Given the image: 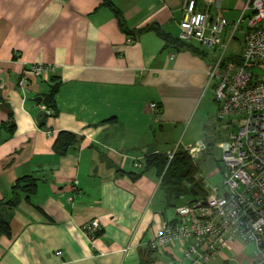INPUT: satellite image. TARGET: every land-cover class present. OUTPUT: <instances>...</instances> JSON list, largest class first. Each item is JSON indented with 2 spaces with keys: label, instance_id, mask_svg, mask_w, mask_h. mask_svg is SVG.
Returning a JSON list of instances; mask_svg holds the SVG:
<instances>
[{
  "label": "crops",
  "instance_id": "crops-1",
  "mask_svg": "<svg viewBox=\"0 0 264 264\" xmlns=\"http://www.w3.org/2000/svg\"><path fill=\"white\" fill-rule=\"evenodd\" d=\"M109 1L118 15L102 0H0V199L16 178H38L10 211L0 264H166L179 254L177 246L149 249L146 242L175 217V206L197 195H174L145 160L170 151L164 130L193 115L213 56L196 40L175 41L182 0ZM245 2L195 0L208 19L227 21L228 55L242 45L244 24L232 30L231 23L249 15ZM32 63L50 69L20 84ZM51 77L61 82L55 112L40 126L41 101L32 98L42 100ZM59 130L74 143L58 155L52 142ZM225 136L203 151L220 148ZM245 247L236 239L210 264H254Z\"/></svg>",
  "mask_w": 264,
  "mask_h": 264
},
{
  "label": "built area",
  "instance_id": "built-area-1",
  "mask_svg": "<svg viewBox=\"0 0 264 264\" xmlns=\"http://www.w3.org/2000/svg\"><path fill=\"white\" fill-rule=\"evenodd\" d=\"M243 8L249 15L243 17L241 12L231 23L232 30L244 24L242 45L237 55H228L231 34L222 36L227 25L223 16L213 14L208 19L195 0H182L177 38L196 40L213 56L206 80L217 105L215 118L228 129L219 143L221 157L215 169L222 174L220 183L210 186L201 178L205 193L175 206V217L146 242L149 249L178 247L179 254L166 264H208L236 239L253 246L254 264H264V0H246ZM48 69L41 63L27 64L19 83L25 84L28 75L43 76ZM148 107L156 116L157 104L149 102ZM40 109L51 115L46 106L40 104ZM175 148L167 152L168 158ZM204 148L200 141L183 147L192 160ZM90 227L97 229L96 218Z\"/></svg>",
  "mask_w": 264,
  "mask_h": 264
},
{
  "label": "trees",
  "instance_id": "trees-1",
  "mask_svg": "<svg viewBox=\"0 0 264 264\" xmlns=\"http://www.w3.org/2000/svg\"><path fill=\"white\" fill-rule=\"evenodd\" d=\"M102 3L111 7L116 15H118V12L113 8L109 0H102ZM175 41H179V43L184 42L178 38ZM50 79L51 83L49 84L48 93L43 96L41 104L50 109L51 115L53 116L55 112L54 95L61 82L56 77H51ZM46 116L48 115L44 114L42 116L38 125H43V120ZM73 143L74 136L70 132L59 130L56 132L52 142V149L59 155L64 153ZM145 161L146 167L151 165L157 167L158 172L161 173V180L174 191V195H178L181 192H188L190 190L189 186L196 178H199L201 181V177L198 175L199 170L197 165L189 157L186 150L178 145L170 158H168L167 154H153L149 155ZM134 177L135 175H132V178ZM37 180L38 178L33 175H24L16 178L10 186V195L5 199H0V235H9V215L11 209L16 206L21 194L27 196V194L34 192Z\"/></svg>",
  "mask_w": 264,
  "mask_h": 264
},
{
  "label": "rangeland",
  "instance_id": "rangeland-1",
  "mask_svg": "<svg viewBox=\"0 0 264 264\" xmlns=\"http://www.w3.org/2000/svg\"><path fill=\"white\" fill-rule=\"evenodd\" d=\"M255 69V68H251ZM212 87L211 82L207 89L204 90V97L200 100L198 106L194 108L193 115L189 116L187 120L180 125H177L175 129L164 130V147L173 149L177 145L181 148L187 145H193L196 139H199L204 145H208L209 140L222 139L226 133L220 128L219 122L215 119V104L212 101ZM172 135H175L172 142ZM195 140V141H194ZM221 157V149L215 146L207 148L206 151L200 152V154L193 160L197 165L199 171L198 175L203 179L204 183L210 186L219 184L222 179L221 172L215 171L219 165ZM187 193V192H186ZM192 194L187 193L186 199L190 198ZM252 245L247 244L243 255L250 258L252 256ZM210 258L208 264L212 262ZM242 264H246L245 259L241 261ZM229 264H235L231 262Z\"/></svg>",
  "mask_w": 264,
  "mask_h": 264
},
{
  "label": "water",
  "instance_id": "water-1",
  "mask_svg": "<svg viewBox=\"0 0 264 264\" xmlns=\"http://www.w3.org/2000/svg\"><path fill=\"white\" fill-rule=\"evenodd\" d=\"M33 101H35L37 104L40 103L41 97L40 96H35L32 98ZM44 115L43 110H38L35 114V120L39 121V119ZM189 189H191L197 196H202L205 192L201 187L200 179L196 178L194 182L189 186Z\"/></svg>",
  "mask_w": 264,
  "mask_h": 264
}]
</instances>
